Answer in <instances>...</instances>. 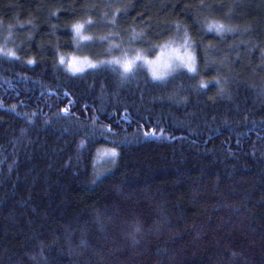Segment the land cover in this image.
I'll use <instances>...</instances> for the list:
<instances>
[{
    "label": "trees",
    "instance_id": "obj_1",
    "mask_svg": "<svg viewBox=\"0 0 264 264\" xmlns=\"http://www.w3.org/2000/svg\"><path fill=\"white\" fill-rule=\"evenodd\" d=\"M0 264H264V0H0Z\"/></svg>",
    "mask_w": 264,
    "mask_h": 264
},
{
    "label": "rangeland",
    "instance_id": "obj_2",
    "mask_svg": "<svg viewBox=\"0 0 264 264\" xmlns=\"http://www.w3.org/2000/svg\"><path fill=\"white\" fill-rule=\"evenodd\" d=\"M156 51V54L150 57L142 56V54H138V56L133 58L123 57L120 60L121 66L124 69H128L137 59H143L144 67L147 66L151 74L157 79L166 77L178 68L195 69L196 56L187 43H164ZM68 64L73 70H81L93 65L91 61L80 57H72Z\"/></svg>",
    "mask_w": 264,
    "mask_h": 264
},
{
    "label": "snow or ice",
    "instance_id": "obj_3",
    "mask_svg": "<svg viewBox=\"0 0 264 264\" xmlns=\"http://www.w3.org/2000/svg\"><path fill=\"white\" fill-rule=\"evenodd\" d=\"M222 27V26H221Z\"/></svg>",
    "mask_w": 264,
    "mask_h": 264
}]
</instances>
